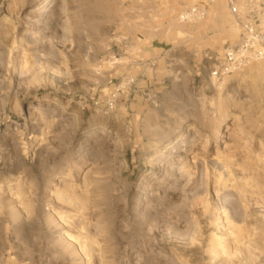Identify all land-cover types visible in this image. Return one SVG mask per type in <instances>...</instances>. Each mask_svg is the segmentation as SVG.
<instances>
[{
    "label": "rangeland",
    "instance_id": "374dc122",
    "mask_svg": "<svg viewBox=\"0 0 264 264\" xmlns=\"http://www.w3.org/2000/svg\"><path fill=\"white\" fill-rule=\"evenodd\" d=\"M239 4L0 0V264H264V59L208 71Z\"/></svg>",
    "mask_w": 264,
    "mask_h": 264
},
{
    "label": "built area",
    "instance_id": "2783aa9c",
    "mask_svg": "<svg viewBox=\"0 0 264 264\" xmlns=\"http://www.w3.org/2000/svg\"><path fill=\"white\" fill-rule=\"evenodd\" d=\"M206 3H212L216 0H203ZM230 13L240 15L242 13L240 0H224ZM197 8L194 7L191 13H196ZM201 15L203 13L201 12ZM189 14L184 16L188 17ZM245 19L241 21V36L236 44L228 48L223 56L213 60L209 65L208 71L210 79L215 82L220 81L225 76L238 71L253 60L264 59V16L255 10H249L245 14ZM135 79H130L132 84ZM123 86H118L111 93L107 100V106L110 109L115 107L117 95Z\"/></svg>",
    "mask_w": 264,
    "mask_h": 264
},
{
    "label": "bare ground",
    "instance_id": "6f19581e",
    "mask_svg": "<svg viewBox=\"0 0 264 264\" xmlns=\"http://www.w3.org/2000/svg\"><path fill=\"white\" fill-rule=\"evenodd\" d=\"M48 2V1H47ZM54 2V1H53ZM44 6H45V2H44V5H42L41 7H43V9H44ZM42 9V8H41ZM182 141H180V143H181ZM185 148V147H184ZM183 149V148H182Z\"/></svg>",
    "mask_w": 264,
    "mask_h": 264
}]
</instances>
